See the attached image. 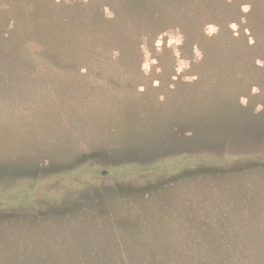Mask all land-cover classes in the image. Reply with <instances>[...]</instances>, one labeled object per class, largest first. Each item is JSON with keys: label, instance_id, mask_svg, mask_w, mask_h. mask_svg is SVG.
Segmentation results:
<instances>
[{"label": "rangeland", "instance_id": "1", "mask_svg": "<svg viewBox=\"0 0 264 264\" xmlns=\"http://www.w3.org/2000/svg\"><path fill=\"white\" fill-rule=\"evenodd\" d=\"M0 264H264V0H0Z\"/></svg>", "mask_w": 264, "mask_h": 264}, {"label": "trees", "instance_id": "2", "mask_svg": "<svg viewBox=\"0 0 264 264\" xmlns=\"http://www.w3.org/2000/svg\"><path fill=\"white\" fill-rule=\"evenodd\" d=\"M251 10H254V9H251ZM253 14V12H251V14H247L248 16H253L252 15ZM237 17H235V18H237V19H230V20H232L231 22H233V21H235V20H238V22L240 21V20H242V18H243V16H244V18L246 17V15L245 14H243L241 11L239 12V13H237V15H236ZM241 22V21H240ZM197 26H196V28H197V30H198V34L199 35H202L200 32H199V28H201V25H202V23H197L196 24ZM198 35V36H199ZM241 37H249V35L244 31L243 32V36H236L235 35V33H232V36H231V40H232V42H234V41H237V40H239Z\"/></svg>", "mask_w": 264, "mask_h": 264}]
</instances>
